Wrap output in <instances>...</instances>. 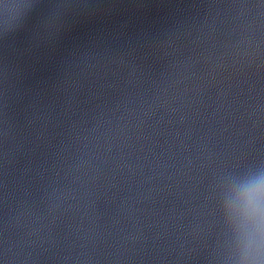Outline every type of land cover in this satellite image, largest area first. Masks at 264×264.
Listing matches in <instances>:
<instances>
[{"label": "clouds", "instance_id": "1", "mask_svg": "<svg viewBox=\"0 0 264 264\" xmlns=\"http://www.w3.org/2000/svg\"><path fill=\"white\" fill-rule=\"evenodd\" d=\"M244 192L249 216L254 222H259L261 202L264 199V178L254 180L245 185Z\"/></svg>", "mask_w": 264, "mask_h": 264}]
</instances>
